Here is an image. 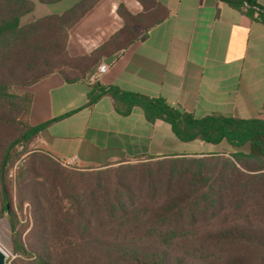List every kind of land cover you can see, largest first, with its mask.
I'll list each match as a JSON object with an SVG mask.
<instances>
[{"label":"trees","instance_id":"obj_1","mask_svg":"<svg viewBox=\"0 0 264 264\" xmlns=\"http://www.w3.org/2000/svg\"><path fill=\"white\" fill-rule=\"evenodd\" d=\"M97 1L81 0L62 14L23 24L34 1L0 0V215L7 214L14 232L17 256L11 264H264V118L197 117L162 96L89 82L88 74L103 58L169 15L160 0H139L143 8L137 14L120 3L123 27L92 52L72 56L70 29ZM221 1L264 23L259 0ZM54 72L67 82H89L86 106L109 96L118 114L140 107L147 121L169 122L183 141L226 140L237 147L249 144V151L142 154L133 157L135 163L130 157L66 167L31 145L51 123L74 111L34 125L32 94L13 91ZM155 159L161 161L147 163ZM25 203L31 229L24 238L16 228L28 218Z\"/></svg>","mask_w":264,"mask_h":264},{"label":"crops","instance_id":"obj_2","mask_svg":"<svg viewBox=\"0 0 264 264\" xmlns=\"http://www.w3.org/2000/svg\"><path fill=\"white\" fill-rule=\"evenodd\" d=\"M34 1L31 12L39 18L62 14L81 0L52 3ZM169 9L162 22L127 48L103 58L107 71L98 79L123 89L165 97L197 117L217 114L264 118V23L255 21L221 0H160ZM124 3L134 14L139 0H98L70 29L72 56L90 53L124 25L117 12ZM264 6V0H259ZM89 82H67L54 72L24 90L32 94L31 124L70 111L51 123L38 140L39 147L62 161L78 166H99L142 154L248 152L226 140L183 141L164 120L147 121L140 107L122 116L111 97L86 106Z\"/></svg>","mask_w":264,"mask_h":264},{"label":"rangeland","instance_id":"obj_3","mask_svg":"<svg viewBox=\"0 0 264 264\" xmlns=\"http://www.w3.org/2000/svg\"><path fill=\"white\" fill-rule=\"evenodd\" d=\"M34 17H35L34 14H32V15L30 14L28 16H25L23 19H21V22L23 24H26V23L32 21V19ZM100 63H103V62H99L97 64V66ZM97 66H96V68H97ZM96 68L94 69V71L96 70ZM94 71H93V73H94ZM24 87L25 86L16 85V86L13 87V91H22V90H24ZM246 146L249 148V144H247ZM31 147L35 148V149H42V148L39 147L38 141L34 142L31 145ZM19 148L22 149V147H19ZM138 161L139 160H137V159L132 157V159L130 161H128V162L135 163V162H138ZM155 161H161V160L155 159V160H151V161H149L147 163L155 162ZM61 162L66 167H80V166H78L76 164H73V163L66 164L62 160H61ZM19 164H21V160H19L15 164V166L11 170V173L15 172V170L17 169V166ZM13 201H14L15 206L17 207L18 206V203H17L18 196H17V190H16L15 182H13ZM24 213H25V215H28V218L27 217L21 218L20 222L17 224L16 232L19 233V235L21 237L25 238V237H27V235H28V233H29V231L31 229V224H28V222L26 221V220L31 218V214L29 213L28 203L24 204ZM13 237H14V232H13V229H12V226H11L10 219L8 218L6 213L0 215V246L8 253V255H9L8 256L9 264H11L12 260L17 256V254L14 252V248H13Z\"/></svg>","mask_w":264,"mask_h":264},{"label":"built area","instance_id":"obj_4","mask_svg":"<svg viewBox=\"0 0 264 264\" xmlns=\"http://www.w3.org/2000/svg\"><path fill=\"white\" fill-rule=\"evenodd\" d=\"M107 68H108V64L107 63H100L96 70L94 71L93 73V76L95 79H98L103 73H105L107 71ZM64 163L66 164H71L72 161H64Z\"/></svg>","mask_w":264,"mask_h":264},{"label":"water","instance_id":"obj_5","mask_svg":"<svg viewBox=\"0 0 264 264\" xmlns=\"http://www.w3.org/2000/svg\"><path fill=\"white\" fill-rule=\"evenodd\" d=\"M8 253L0 246V264H9Z\"/></svg>","mask_w":264,"mask_h":264}]
</instances>
